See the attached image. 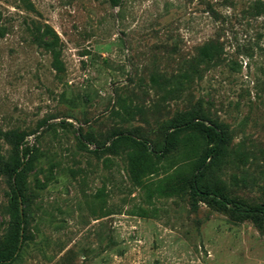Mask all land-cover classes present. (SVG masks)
Wrapping results in <instances>:
<instances>
[{
	"label": "rangeland",
	"instance_id": "rangeland-1",
	"mask_svg": "<svg viewBox=\"0 0 264 264\" xmlns=\"http://www.w3.org/2000/svg\"><path fill=\"white\" fill-rule=\"evenodd\" d=\"M208 127L264 207V0H0V264H264Z\"/></svg>",
	"mask_w": 264,
	"mask_h": 264
},
{
	"label": "trees",
	"instance_id": "trees-1",
	"mask_svg": "<svg viewBox=\"0 0 264 264\" xmlns=\"http://www.w3.org/2000/svg\"><path fill=\"white\" fill-rule=\"evenodd\" d=\"M110 2H111L112 5L117 6V5H119L120 0H110ZM188 123H190V122L187 121V122H184L183 124H188ZM177 126H178L177 124L174 125V123H170V127H177ZM208 128H209L211 134L215 138V144H213L211 146L210 151L208 153L207 158L210 157L209 161L207 163H205L206 160L204 159L199 165L200 171H198V173H195V174L192 175V178H191V181H190V185H191L192 191L195 194H198V195L212 196L213 198L218 199L219 202H221V203H226V204L230 203V204H232L233 210H235L238 213H243V214H254V213L264 214V207L263 206H261L259 208H244V207H241V206H237L235 203L229 201L225 197H222L218 190H214V189H212L210 187H207L206 183H200L198 177L201 174V172L204 169H208L210 167V164L213 163V161L215 160L214 158H215V155L217 153V147H218L217 145H218V142L221 140V135H220L219 131H217L214 127H208ZM120 138H123V139L128 140V141H132V142H137L141 146H144L145 143H146L145 140H142V142L136 141L129 134H126V135L120 134ZM167 139H168V135H165V137L163 139V144L162 145H158L156 147L157 148L156 152H162L164 150L165 144L167 143ZM32 163H33L32 162V158L26 159L23 162V168L24 169H28L31 166ZM17 168L18 167H15L13 169V172L15 173L16 177H15L14 182L12 183V193L15 194V200L19 196V194L17 193L18 189H17L16 183H15V181H17V177L19 175V171H17ZM17 251H18V249L16 250V248L11 250L7 255H5L6 259H8V260L15 259L16 255H17Z\"/></svg>",
	"mask_w": 264,
	"mask_h": 264
}]
</instances>
